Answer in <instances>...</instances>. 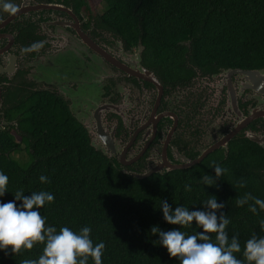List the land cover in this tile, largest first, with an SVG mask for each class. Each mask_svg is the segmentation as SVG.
Instances as JSON below:
<instances>
[{
	"label": "trees",
	"instance_id": "1",
	"mask_svg": "<svg viewBox=\"0 0 264 264\" xmlns=\"http://www.w3.org/2000/svg\"><path fill=\"white\" fill-rule=\"evenodd\" d=\"M78 15L84 13L99 32H109L125 46L138 44L146 66L162 76L186 79L187 67H200L206 74L217 68L259 70L264 68V0H101L106 7L97 12L92 0H60ZM17 128L14 137L3 143L0 172L8 177L7 192L0 203L15 199L18 190L25 196L46 191L54 202L39 209L46 227H69L74 232L91 228L93 245L104 242L102 264H179L153 234L180 229L163 219L161 201L174 210H204L203 202L215 196L230 219L226 231L238 235L243 246L255 234L264 237L260 221L264 211L238 207L236 200L250 193L264 199V149L244 140L232 144L226 158L205 160L192 169L137 179L116 170L103 154L90 146L89 137L62 101L51 94L32 92L15 101ZM25 151L27 159L14 158ZM209 161V162H208ZM227 171L213 186L204 185L205 174L215 175L213 166ZM48 177L41 183L39 177ZM245 186L240 187V182ZM190 185L191 191H185ZM20 205V201H16ZM219 215V213H218ZM193 234L202 231L181 228ZM215 242V234H209ZM44 244L12 254L0 250V264H21L38 259ZM7 253V254H6ZM88 264H94L91 257ZM245 264L248 262L245 260Z\"/></svg>",
	"mask_w": 264,
	"mask_h": 264
},
{
	"label": "flooded vegetation",
	"instance_id": "2",
	"mask_svg": "<svg viewBox=\"0 0 264 264\" xmlns=\"http://www.w3.org/2000/svg\"><path fill=\"white\" fill-rule=\"evenodd\" d=\"M5 2L18 11H4ZM40 41L38 52H21ZM140 46L99 32L60 0H0V151L18 126L15 101L32 92L51 94L81 117L89 141L123 174L186 171L226 158L249 134L264 138L263 86L241 69L206 74L193 66L186 79L164 77L146 66L143 48L138 62ZM253 111L262 115L249 119Z\"/></svg>",
	"mask_w": 264,
	"mask_h": 264
},
{
	"label": "clouds",
	"instance_id": "3",
	"mask_svg": "<svg viewBox=\"0 0 264 264\" xmlns=\"http://www.w3.org/2000/svg\"><path fill=\"white\" fill-rule=\"evenodd\" d=\"M3 10L14 14L18 7L11 3H3ZM44 46L40 41L29 47L22 48V53L39 51ZM214 177L205 174L202 178L204 185L213 186L227 171L215 164ZM41 183H48V177L41 175ZM8 177L0 172V197L7 192ZM244 187V182H240ZM185 191H191L186 185ZM15 199L7 203H0V250L11 248L12 254H20L22 249L31 250L35 244H44L43 254L38 259H24L21 264H88L89 257L94 264H102V256L106 247L104 242L93 245L90 239L91 228L83 227L79 233L69 227H46L45 218L39 209L45 203L54 202V196L46 191L33 192L25 196L23 190H18ZM16 201H20L18 206ZM249 211L256 214L257 208L264 211V199L253 197L246 193L236 200L238 207L248 204ZM204 210L189 211L188 207L177 206L173 210L166 200L161 201L160 209L163 219L171 225L181 228H192L193 222L202 231L189 234L180 229L162 231L153 226L151 232L159 236L160 244L167 249L170 257L178 258L179 264H264V237L255 234L243 246L244 260L238 259L234 253L241 252L238 235L229 237L226 231L230 219L221 209L223 203H218L215 196L203 202ZM219 213V215H218ZM264 230V220L260 221ZM209 234H215V242ZM7 254V253H6Z\"/></svg>",
	"mask_w": 264,
	"mask_h": 264
},
{
	"label": "water",
	"instance_id": "4",
	"mask_svg": "<svg viewBox=\"0 0 264 264\" xmlns=\"http://www.w3.org/2000/svg\"><path fill=\"white\" fill-rule=\"evenodd\" d=\"M87 43L89 44V45H92V47L93 48H95L96 46H95V44L94 43H92L91 41H87ZM142 50V47L140 46L139 48H138V52H137V60H138V62L140 61V58H139V53H140V51ZM238 71H242V73H243V75H245L246 77H249V78H252V80L254 81V84H261L262 86H263V88L262 89H260V92H262V93H264V68L263 69H259V70H238ZM143 72L144 73H146V74H149L147 71H145V70H143ZM254 90H255V88H254ZM262 114H259V113H256L255 111H253V113H252V115L250 116V118L249 119H251V118H255V117H257V116H261ZM264 115V114H263ZM74 118L76 119V121L78 122V123H80L82 126H86V122H84L83 121V119L81 118V117H79V116H77V115H74ZM243 125H245V121H244V123H241V124H239L238 126H236L235 128H234V130L233 131H231V133H230V135L228 136V139L230 138L231 139V137L243 126ZM248 139L250 140V141H252L253 143H255V144H257L259 147H263L264 148V138L263 139H260V138H258V136L257 135H255V134H249L248 136ZM90 146L95 150V151H97V152H100V153H102L104 156H106V152L104 151V149L102 148V147H100L98 144H96L95 142H94V140H90ZM222 146V145H221ZM219 147V146H218ZM199 161V160H198ZM198 161H196V162H198ZM196 162H193L192 164H194V163H196ZM192 164H190V165H192ZM189 166V165H188ZM184 167H187V166H184ZM120 172H122V173H125L124 171H120ZM154 172H158V170H151V171H149L148 173H146V174H143V175H141V174H136V173H126V174H128V175H130V176H132V177H134V178H137V179H145V178H147V177H149L152 173H154Z\"/></svg>",
	"mask_w": 264,
	"mask_h": 264
},
{
	"label": "rangeland",
	"instance_id": "5",
	"mask_svg": "<svg viewBox=\"0 0 264 264\" xmlns=\"http://www.w3.org/2000/svg\"><path fill=\"white\" fill-rule=\"evenodd\" d=\"M94 8H96L97 12L102 13L106 10V7L103 3H101V0H92ZM14 158L18 159L19 161H25L27 159V155L25 151H18L15 153Z\"/></svg>",
	"mask_w": 264,
	"mask_h": 264
}]
</instances>
